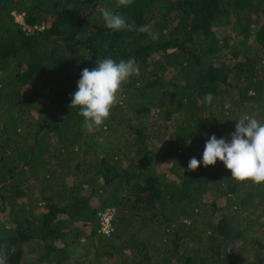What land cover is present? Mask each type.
Listing matches in <instances>:
<instances>
[{"label": "trees", "instance_id": "trees-1", "mask_svg": "<svg viewBox=\"0 0 264 264\" xmlns=\"http://www.w3.org/2000/svg\"><path fill=\"white\" fill-rule=\"evenodd\" d=\"M103 8L159 39L108 29ZM132 57L140 75L104 125L86 129L69 107L82 70ZM245 113L264 123V0H0V254L7 264H264V183L202 163L205 142L230 141ZM160 154L175 178L157 172ZM107 208L110 233L98 231Z\"/></svg>", "mask_w": 264, "mask_h": 264}, {"label": "clouds", "instance_id": "clouds-1", "mask_svg": "<svg viewBox=\"0 0 264 264\" xmlns=\"http://www.w3.org/2000/svg\"><path fill=\"white\" fill-rule=\"evenodd\" d=\"M132 3L133 0H116V7H128ZM100 12L105 26L110 30L137 31L147 33L153 41L159 39V33L153 31L150 25L137 27L135 21L126 22L124 16L111 8H103ZM139 75L140 67L134 57L119 62L112 58L98 59L95 67L82 70L77 88L71 94L69 107H78V114L84 117L83 126L86 129L98 131L110 118L112 109L118 103V94L123 92V85L131 77ZM204 100L210 105L213 95L207 93ZM230 135V141L213 134L205 142L203 166H215L219 160L230 170L234 180L261 185L264 183V123L245 113L237 118L235 131ZM200 164V160L192 157L188 170L195 171ZM0 264H7L6 254H0Z\"/></svg>", "mask_w": 264, "mask_h": 264}, {"label": "rangeland", "instance_id": "rangeland-1", "mask_svg": "<svg viewBox=\"0 0 264 264\" xmlns=\"http://www.w3.org/2000/svg\"><path fill=\"white\" fill-rule=\"evenodd\" d=\"M15 15H16V19H17V20H19V21H23V15H22L21 13H17V12H15ZM226 30H228V29H227V25H219V27H218V33H219V34H223ZM233 42H234V41H233ZM232 44H233V46H234V43H232ZM252 45H254V46L256 45L254 41H253ZM228 105H230V104L227 103V106H228ZM231 108H232V107H231ZM237 111H238V110H237ZM258 115H259V112H256V116H258ZM260 116H261V115H260ZM263 116H264V115H263ZM251 117L253 118V115H251ZM233 119H235V116L232 117V120H233ZM164 143H165L164 140H161V141L158 140V141L154 142L152 145L157 146V147H161V146L164 145ZM158 157H159V158H158V160H157V167H156L157 172H158V173H161V172H162V173H165V174L167 173V174H169V176H170L171 178H175L176 176H175L174 174H172L171 171H169V167H170L171 164H172L170 158H166V159H164L162 154H160ZM68 177H73V176L68 175ZM107 209H113V210H115L114 208H107ZM107 209H102V210H100V211L98 212V214L101 213V212H103V211H105V210H107ZM80 223H81V222H80ZM263 237H264V236H263ZM82 240L84 241L85 239L82 238ZM78 248H79V249H82L80 244H78Z\"/></svg>", "mask_w": 264, "mask_h": 264}, {"label": "built area", "instance_id": "built-area-1", "mask_svg": "<svg viewBox=\"0 0 264 264\" xmlns=\"http://www.w3.org/2000/svg\"><path fill=\"white\" fill-rule=\"evenodd\" d=\"M24 22V21H21ZM114 210L107 209L100 213V231L110 233L113 230Z\"/></svg>", "mask_w": 264, "mask_h": 264}]
</instances>
